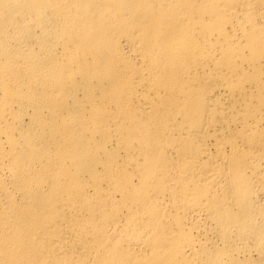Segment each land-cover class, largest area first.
<instances>
[{
    "label": "bare ground",
    "instance_id": "6f19581e",
    "mask_svg": "<svg viewBox=\"0 0 264 264\" xmlns=\"http://www.w3.org/2000/svg\"><path fill=\"white\" fill-rule=\"evenodd\" d=\"M0 264H264V0H0Z\"/></svg>",
    "mask_w": 264,
    "mask_h": 264
}]
</instances>
